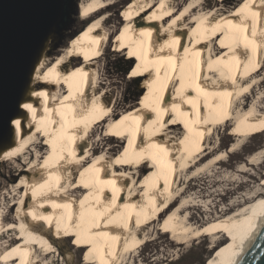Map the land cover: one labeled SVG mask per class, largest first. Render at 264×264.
Listing matches in <instances>:
<instances>
[{
  "label": "bare ground",
  "instance_id": "6f19581e",
  "mask_svg": "<svg viewBox=\"0 0 264 264\" xmlns=\"http://www.w3.org/2000/svg\"><path fill=\"white\" fill-rule=\"evenodd\" d=\"M227 1L130 0L116 38L119 50L138 58L130 76L145 77L140 96H146L119 110L116 91L98 67L113 32L101 10L112 0L79 2L80 18L93 17L80 34L79 60L69 48L46 57L48 35L0 141V165L13 163L18 175L14 184L0 185V264H48L59 253L57 237L84 247L82 264H135L137 250L152 238L148 224L163 211L160 228L171 233V243L240 227L222 249L223 264L234 263L264 214V181L235 202L237 208L199 224L185 195L192 177L237 148L234 142L226 150L211 145L217 127L236 122L238 140L264 128L260 94L253 96L264 83L258 74L264 0ZM100 128L94 145L91 133ZM53 130L44 155L28 152L42 131ZM113 138L127 140L119 159L113 146H103ZM26 153L20 161L17 155ZM263 161L264 149L248 157L250 164ZM138 162L149 171L142 183Z\"/></svg>",
  "mask_w": 264,
  "mask_h": 264
},
{
  "label": "rangeland",
  "instance_id": "374dc122",
  "mask_svg": "<svg viewBox=\"0 0 264 264\" xmlns=\"http://www.w3.org/2000/svg\"><path fill=\"white\" fill-rule=\"evenodd\" d=\"M81 1L83 0H65L62 15L45 44L44 55L46 57H56L57 54L62 52V49L65 50L66 48L70 49L76 60L83 56L84 53L79 44L80 34L87 22L93 17L87 20L80 18L79 2ZM209 1L214 2L215 0ZM228 1L227 5L233 6L232 2L236 0ZM129 2L130 0H112L106 8L101 10V12L105 11L108 15V19L106 18L104 22V24L106 23L105 27H108L113 32H111L103 55L98 59V67L103 78L113 85L114 93L116 91L115 96L118 98V103L116 104L117 110L122 108L124 104H134L141 97L146 96H140L145 77L141 78L140 81H135L130 76L132 65L138 58H132L130 55L126 56L123 51L119 50L118 44L120 39L116 38V33H119L122 18ZM258 74L262 76L264 69L260 70ZM149 76L148 80H151L152 75ZM148 80L146 88L148 83H150ZM258 93L260 97L257 103L259 106L264 107V83L259 86V90L253 91V96L256 97ZM248 101L250 102L251 98ZM236 128V122L229 120L213 131L210 138L211 145L217 144L220 149L226 150L234 142L237 148L231 152H227L224 159L217 165L208 167L198 175L192 177L185 188V195L188 199L190 198L189 203H191V207L188 210L192 214V219L198 224L205 221L208 217L212 218L216 214H221L226 208L227 211L237 208L238 205L233 204L250 194V192L252 193L259 186L260 181L262 183L264 181V161L258 165L248 162L250 154L264 149V128L246 131L245 135H241L239 140L236 136L240 135L242 131L240 133L233 132ZM93 130L91 142L96 145V138L100 135L102 136V134H98L102 133V130L101 128L99 131ZM47 132L44 133L42 131L38 135L36 140L40 142L31 144L28 147V152L32 153L37 149L39 150V156H42L49 150L48 145L50 140L54 138L56 133L54 130L52 133L50 131ZM103 142V146L110 144L109 146L114 147L111 153L118 156V159L122 157L120 156L122 154L121 149L123 144L127 143V140L123 144L114 138L108 141L104 140ZM99 144L100 142L98 141L97 145ZM27 156V153L20 156L17 155L20 161L27 160ZM49 158L52 159V156L50 155ZM4 160L7 159L5 158ZM246 164L249 167L248 171L241 172L238 170V168ZM10 166H13L11 176L10 172H8ZM15 166L13 163L7 161L0 165L1 186L5 184L8 187V184H14L17 181L18 175L16 174ZM23 166L26 165L23 164ZM143 167L144 164L138 162L134 168L135 171H138L136 175H138L141 183L145 181V178H141L142 175L146 177L149 173L146 169L142 170ZM184 179L185 175L182 176L183 181ZM183 181H181V184ZM166 213V211L161 212L148 224V227L151 228L149 237L152 238L137 250V254L134 257L136 258L135 264H223L225 261L223 258L224 253L222 252L223 245L230 237L241 231L240 227L235 226L219 232L209 231L200 237L181 244L171 243V233H162V229L160 228V221ZM214 235L215 237L213 238ZM72 240V237L70 239L57 237L55 244L59 249V253L55 257L50 256L51 259H47L49 261L48 264H82L86 250H84V247H78L76 250V244H72ZM129 262L131 260H128L127 264Z\"/></svg>",
  "mask_w": 264,
  "mask_h": 264
},
{
  "label": "water",
  "instance_id": "95a60500",
  "mask_svg": "<svg viewBox=\"0 0 264 264\" xmlns=\"http://www.w3.org/2000/svg\"><path fill=\"white\" fill-rule=\"evenodd\" d=\"M65 0H0V141L7 135L40 49ZM233 264H264V214Z\"/></svg>",
  "mask_w": 264,
  "mask_h": 264
},
{
  "label": "snow or ice",
  "instance_id": "6c2138e0",
  "mask_svg": "<svg viewBox=\"0 0 264 264\" xmlns=\"http://www.w3.org/2000/svg\"><path fill=\"white\" fill-rule=\"evenodd\" d=\"M25 107H28L27 105H25ZM17 124L19 123L18 121L16 122Z\"/></svg>",
  "mask_w": 264,
  "mask_h": 264
},
{
  "label": "trees",
  "instance_id": "16d2710c",
  "mask_svg": "<svg viewBox=\"0 0 264 264\" xmlns=\"http://www.w3.org/2000/svg\"><path fill=\"white\" fill-rule=\"evenodd\" d=\"M134 64V63H133Z\"/></svg>",
  "mask_w": 264,
  "mask_h": 264
}]
</instances>
